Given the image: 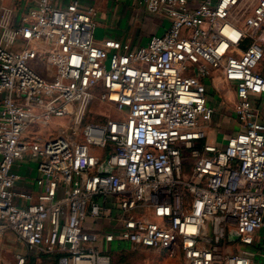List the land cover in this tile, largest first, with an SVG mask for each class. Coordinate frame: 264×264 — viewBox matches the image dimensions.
Masks as SVG:
<instances>
[{
	"label": "built area",
	"instance_id": "1",
	"mask_svg": "<svg viewBox=\"0 0 264 264\" xmlns=\"http://www.w3.org/2000/svg\"><path fill=\"white\" fill-rule=\"evenodd\" d=\"M31 1L18 24L0 14V248L10 232L59 264H113L122 245L186 264H264V0H135L165 24L139 45L95 39L93 7ZM243 2L242 27L231 17ZM212 70L235 91L224 146L199 124L214 115ZM96 88L118 116L79 128ZM53 119L69 127L45 138ZM26 163L35 196L16 191Z\"/></svg>",
	"mask_w": 264,
	"mask_h": 264
},
{
	"label": "rangeland",
	"instance_id": "2",
	"mask_svg": "<svg viewBox=\"0 0 264 264\" xmlns=\"http://www.w3.org/2000/svg\"><path fill=\"white\" fill-rule=\"evenodd\" d=\"M128 2V4L132 6V0ZM102 4L104 6H102ZM124 4L121 3V1L115 2L113 10L117 6H123V8L126 9ZM108 6L109 0H98L97 2V8H102L106 14L108 13ZM251 14L252 9L247 7L246 2H243L232 11L231 18L233 22L243 27L245 20ZM135 17V15H133V18L131 17L130 11L127 12L126 16H123L121 23L124 31L129 27V24H131L132 27H134L133 24L138 25L139 19L136 22L137 18ZM149 32L151 33L152 30H149ZM246 45H248V43ZM261 65H264V58L261 61ZM37 69L41 72L43 71L40 66H37ZM211 72V76L207 80V89L209 104L214 111V115L211 124L204 123L202 120L199 124L201 127L207 128L208 140H218L220 143H217L223 146L226 144L231 133H234L238 128L233 110L235 91L234 87L222 79L221 73L218 70H212ZM102 92L101 88L90 91L89 95L79 104L80 107L77 120L79 128H82L86 124H105L108 120L118 116L113 104L101 100L100 97ZM260 103L264 115V95ZM67 127H69V120L53 119L48 129L39 130L38 133L45 138H53ZM186 156L182 177L187 180H193L192 161L189 159V154ZM232 240L231 238V242L229 241L226 246L227 253H232L237 244ZM20 255L26 257V264H57L53 256L30 252L24 244L17 240L14 234L10 232L7 233L0 248V264H16V258ZM112 260L113 264H186L182 255L178 253L171 257L169 253L163 250H151L141 247L133 248L130 246L127 247L126 245H122L119 249H115L112 253Z\"/></svg>",
	"mask_w": 264,
	"mask_h": 264
},
{
	"label": "crops",
	"instance_id": "3",
	"mask_svg": "<svg viewBox=\"0 0 264 264\" xmlns=\"http://www.w3.org/2000/svg\"><path fill=\"white\" fill-rule=\"evenodd\" d=\"M77 1L80 7L84 10L93 7L97 11L96 16V29L94 32L95 39L103 40L106 38H114L119 39L125 42L132 43L134 45H139L141 42H145L146 39L154 34H161L164 32L163 26L164 22L155 17L154 15L148 14L144 10L138 8L137 6H133L135 0H132V6L128 3L129 0H109L108 13L106 14L102 8H97L98 0H57V4L60 7H65L68 4ZM126 3L123 6H117L114 10V3L120 2ZM36 3L31 0H0V14L1 9L3 7L9 8L13 11V21L14 24H18L20 19L25 15L30 9L34 8ZM102 6H104L102 4ZM140 9V10H139ZM130 11V15L133 18L135 15L137 20L139 19L138 25H134V27L129 24V27L124 31L122 27V19L123 16L127 15V12ZM124 14V15H123ZM134 18V21H135ZM125 20V19H124ZM127 21V20H126ZM131 21V20H130ZM153 27V28H152ZM149 30L152 32L150 33ZM148 32V33H147ZM2 32L0 30V41H1ZM258 73L264 77V65H259ZM233 133H231L232 135ZM230 135V136H231ZM229 136V137H230ZM228 137V138H229ZM212 140V139H211ZM208 140L207 142L210 144H218L220 141L216 140ZM218 142V143H217ZM224 146V145H223ZM15 170L22 176V181L16 185V191L18 192H28L35 195L38 194L39 190L35 187V179L37 177L36 171L29 164H18L15 167ZM16 202L18 204H23V201L17 199Z\"/></svg>",
	"mask_w": 264,
	"mask_h": 264
},
{
	"label": "trees",
	"instance_id": "4",
	"mask_svg": "<svg viewBox=\"0 0 264 264\" xmlns=\"http://www.w3.org/2000/svg\"><path fill=\"white\" fill-rule=\"evenodd\" d=\"M55 260L57 261V264H59V256H53Z\"/></svg>",
	"mask_w": 264,
	"mask_h": 264
}]
</instances>
